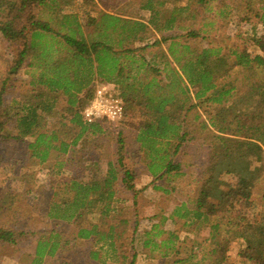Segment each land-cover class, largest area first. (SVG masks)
<instances>
[{
	"label": "trees",
	"instance_id": "16d2710c",
	"mask_svg": "<svg viewBox=\"0 0 264 264\" xmlns=\"http://www.w3.org/2000/svg\"><path fill=\"white\" fill-rule=\"evenodd\" d=\"M73 1L0 0V13L7 12L6 19L0 20V31L13 43L23 39L11 70L0 80V140L34 138L29 147L41 162L49 158L52 150L64 154L70 149L69 153L73 152V147L91 138L89 133L107 131L101 122H84L81 112L94 97L98 84L113 83L125 102L124 129L132 133L144 152L150 174L165 177L181 167L174 157L193 134L195 128L185 129L189 116L195 112L193 123L198 121V126L210 127L214 137L206 144L205 167L192 175L197 182L196 192L174 208L171 218L210 223L214 247L208 255L214 258L212 264H225V250L231 238L219 232L223 221L218 217H225L242 199L251 197L261 170L260 165L252 168V164L264 161V37L256 39L260 53L235 49L232 50L235 58L230 62L221 46L197 50L188 39L201 37V32L206 34L208 27L218 30L220 22L228 19L234 9L233 3L227 0H137L141 9L150 11L147 21L100 12L98 17L87 14V23L82 22L79 13L64 7ZM214 1L218 5L216 10L211 4ZM246 1L254 12L253 0ZM32 6L42 7L41 13L48 10V14H30ZM27 9L29 25L17 28ZM202 11L207 13L202 20L205 30L191 26L187 34L176 33L177 29L184 28L183 20H195ZM54 15L58 17L54 19ZM255 16L264 26V3ZM90 25L94 26L91 31L87 28ZM151 26L162 34L161 38L149 37ZM163 44H166L165 50H157ZM25 64L32 77L30 88L8 100L11 86L8 81L13 84L14 73ZM234 67L241 68L238 82L237 78L230 77ZM219 79L224 81L218 82ZM96 80L99 81L95 83ZM207 101L219 106L213 112L206 108L200 112V105ZM57 115L60 123L66 125L68 119L79 127L71 141L57 128L47 130L49 118ZM124 129L118 138L120 154L124 149ZM87 154L94 169L100 167V157ZM58 163V170L52 169L55 173H61L65 164L62 160ZM106 167L101 179L94 177L85 181L73 176L62 181L65 192L69 196L72 193V197L54 201L51 206V216L55 219L84 218L73 239L94 245L87 252L91 260L100 258L97 249L101 247H96L103 240L114 248L117 238L114 224L105 232L99 223L115 211L111 203L120 175L126 187H135L133 182L129 184L135 171L121 159L107 161ZM225 175H233L236 182L228 181ZM239 210L233 226L246 224L232 232L233 236L246 238L249 251L245 254L250 261L260 264L264 262V223L252 224ZM89 214H95L91 220L87 219ZM164 221L165 218L154 222L150 229L143 231L144 247L175 243L178 235L165 230ZM232 230L230 227L226 233ZM252 230L258 235L251 234ZM47 233L36 241L33 263L41 264L46 255L71 261L66 251L69 239H63L56 230ZM160 235H164L161 241L157 239ZM17 239L14 230L0 227V241L16 243ZM60 248L63 250L58 251ZM136 256L132 254L129 264H136Z\"/></svg>",
	"mask_w": 264,
	"mask_h": 264
},
{
	"label": "rangeland",
	"instance_id": "374dc122",
	"mask_svg": "<svg viewBox=\"0 0 264 264\" xmlns=\"http://www.w3.org/2000/svg\"><path fill=\"white\" fill-rule=\"evenodd\" d=\"M135 1L137 2V0H74L73 3L65 4L64 7L79 13L82 22L85 23L89 20L86 18L87 14L90 13L98 17L100 12L117 13L147 21L150 17V11L141 9L138 2ZM227 1L234 5L230 17L220 22L218 30L208 27L206 34L200 31L201 37L188 38L191 40L192 46L197 50L221 46L223 48L222 53L228 55L230 62L235 58L232 54V50L235 49H245L251 54L260 53L261 50L256 39L264 37V26L259 24V19L255 14L264 1L253 0L254 12L247 7L246 0ZM211 4L215 5L213 8L216 10L217 2L214 1ZM31 8L30 14H41V16L48 14V10L41 13L42 7L32 6ZM6 14L7 12L0 13V20H5ZM206 14L202 11L195 20L186 18L181 23L184 28L177 29L176 33L187 34L191 26L205 30L202 20ZM28 15L29 10L27 9L23 17L17 22V28H21L24 24L29 25ZM57 17L56 15L53 16L54 19ZM87 28L91 31L94 26L90 25ZM149 28L151 30L149 37L152 40L161 38V33L153 30L152 26ZM204 35L207 37H202ZM22 43L23 39L17 40L16 43L11 42L0 31V80L4 79L7 72L11 70L16 50L18 48L21 50ZM165 48L166 44H163L157 50H165ZM27 70L26 64L20 66L14 73L13 84L8 81V84L11 85L8 90V100L17 93L25 92L26 87H30ZM240 70L241 68L234 67L231 71L230 77L237 78V82ZM223 81V79H219L218 82ZM202 104L203 106L200 105V112L204 108L208 112H213L219 106L211 101ZM194 115L195 112L189 116V123L185 129L192 131L195 128L192 136L189 135L188 137L187 135L188 138L183 147L175 157L173 156L176 162L181 163V167L178 169L179 171H173L165 177H155L150 174L144 152L139 149L134 136H126V139L123 135L125 138L124 149L120 154L119 133L110 130L107 125L104 126L107 131L100 135L97 134L96 137L86 138L85 142L82 141L73 152L64 154L52 150L49 158L42 162L32 155V150L29 147V142H32L34 138L0 140V227L12 229L18 234L16 243L0 241V264H34L37 239L47 232L48 235L52 230L61 233L63 239H69L70 243L66 251L72 259L66 261L65 258L48 257L45 263L42 262L41 264H70L69 262L72 264H129L134 253L137 254L136 264H212L214 258L208 255L214 247L210 235V223L203 221L192 223L191 220L186 222L184 218H171L174 208L188 200L196 192L194 188L197 182H194L192 175L205 167L208 157L206 144L208 145L214 137L210 127L198 126V121L193 123ZM49 119L50 121L46 126L47 130L52 128L61 130L64 134L62 136L68 141L79 130V127L73 126L68 119L66 125L60 123V115ZM92 138L95 140H91ZM88 152L90 155L95 154L100 157V167L94 169L91 159L88 160ZM117 159H121L126 165L134 169V178L130 180L129 184L133 182L135 187H126L120 180L122 178L120 175L117 182V193L114 197V200L116 198L118 200L116 202L113 200L111 203V207L114 206L115 211L111 215L105 216L103 222L99 223V228L105 232L108 231L110 224H114L115 234H117L114 248L105 244L103 240L96 247H101L97 249L100 258L91 260L87 252H89L90 246L94 245H86V242L73 239L80 221H84V218L55 219L51 216V206L54 201L62 200L64 197H72V193L69 196L65 192L62 181L73 176L85 181L94 177L101 179L107 168L106 162L109 160L116 162ZM60 160L64 161L65 164L61 173H55L53 170H58ZM257 165L261 166L260 176L254 181L251 197L242 199L238 204L239 206L226 214L225 217H218L219 220L223 221V226L219 232L222 236L227 235L231 238L225 250L227 256L225 264H259L250 261L248 254H245L249 251L247 250L246 238L233 236L232 233L237 228H244L246 224L245 222L241 226H233L235 216L240 212L239 208L243 213L242 216L246 215L245 218H248L252 224L259 221L264 223V161L254 162L252 168ZM96 170L99 171L96 172ZM232 176L225 175L228 181L235 183L236 178L232 179ZM154 185L161 186V188H155ZM89 215L87 219L91 220L92 215L95 214ZM163 218L165 221L162 227L165 230L174 231L178 235V239L169 246L163 245L154 248L151 245L144 247L143 231L150 229L154 222L158 223ZM125 219L127 222L123 221ZM229 219H231V225H228ZM230 227L233 230L227 234L226 231ZM134 231L136 232L133 237ZM255 231L252 230L251 234L257 236ZM162 237L164 235L157 236V239L161 241ZM84 246L89 247L84 249ZM74 250L76 252H73ZM213 256H217V254ZM183 259H187L186 262L180 261ZM260 264H264V262L261 261Z\"/></svg>",
	"mask_w": 264,
	"mask_h": 264
},
{
	"label": "built area",
	"instance_id": "2783aa9c",
	"mask_svg": "<svg viewBox=\"0 0 264 264\" xmlns=\"http://www.w3.org/2000/svg\"><path fill=\"white\" fill-rule=\"evenodd\" d=\"M86 123L101 122L115 133H120L125 116V102L113 83L97 85L94 97L81 112Z\"/></svg>",
	"mask_w": 264,
	"mask_h": 264
},
{
	"label": "crops",
	"instance_id": "0c3cea01",
	"mask_svg": "<svg viewBox=\"0 0 264 264\" xmlns=\"http://www.w3.org/2000/svg\"><path fill=\"white\" fill-rule=\"evenodd\" d=\"M28 72V71H27ZM29 75H28V77L30 78L29 80H28V84L30 83V81H31V79H32V77H31V75H30V73H28ZM99 80H96V82L95 83H97ZM28 88H30V87H26V89H28ZM11 100V99H10ZM65 122H66V120H65ZM123 129H124V126H123ZM104 130H106V128L104 127ZM125 133V134H124ZM128 133V134H127ZM97 134H102V133H96V134H93V133H89V135L90 136H93V137H96V135ZM123 135L126 137V136H133L132 135V133H129L127 130H125L124 129V131H123ZM66 139V138H65ZM126 139H127V137H126ZM67 140V139H66ZM72 140V138H70V141ZM73 148H75V147H73ZM71 150V149H70ZM70 150H69V152H70ZM60 250H63V248H60L58 251H60ZM48 257H51V258H56V257H54V256H50V255H46L45 257H44V259H43V261L42 262H44L45 263V261H46V259L48 258ZM43 263V264H44Z\"/></svg>",
	"mask_w": 264,
	"mask_h": 264
}]
</instances>
